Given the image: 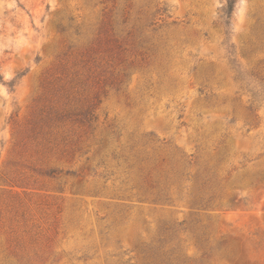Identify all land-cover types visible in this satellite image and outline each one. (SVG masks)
Segmentation results:
<instances>
[{
  "label": "rangeland",
  "instance_id": "obj_1",
  "mask_svg": "<svg viewBox=\"0 0 264 264\" xmlns=\"http://www.w3.org/2000/svg\"><path fill=\"white\" fill-rule=\"evenodd\" d=\"M226 3L0 0V264H264V0Z\"/></svg>",
  "mask_w": 264,
  "mask_h": 264
},
{
  "label": "trees",
  "instance_id": "obj_2",
  "mask_svg": "<svg viewBox=\"0 0 264 264\" xmlns=\"http://www.w3.org/2000/svg\"><path fill=\"white\" fill-rule=\"evenodd\" d=\"M237 3H238V0H227L226 6L224 7V17H225L224 25L227 28H229L231 26L232 17L234 15L235 10H236ZM239 80H241V73H240V79ZM0 82L9 86L11 89L14 87V84L5 83L2 77H0Z\"/></svg>",
  "mask_w": 264,
  "mask_h": 264
}]
</instances>
